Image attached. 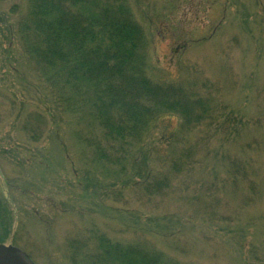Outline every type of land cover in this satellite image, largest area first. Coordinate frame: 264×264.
Here are the masks:
<instances>
[{
	"label": "rangeland",
	"instance_id": "1",
	"mask_svg": "<svg viewBox=\"0 0 264 264\" xmlns=\"http://www.w3.org/2000/svg\"><path fill=\"white\" fill-rule=\"evenodd\" d=\"M129 1L149 30L153 76L206 81L221 107L186 136L195 163L152 200L122 178L113 185L119 166L101 172L6 30L24 0H0V243L36 264H69L73 240L101 235L153 243L181 263L264 264V0ZM164 124L157 131L180 123Z\"/></svg>",
	"mask_w": 264,
	"mask_h": 264
},
{
	"label": "trees",
	"instance_id": "2",
	"mask_svg": "<svg viewBox=\"0 0 264 264\" xmlns=\"http://www.w3.org/2000/svg\"><path fill=\"white\" fill-rule=\"evenodd\" d=\"M18 10L14 29L6 23V30L15 31L26 62L48 84L54 109L71 115L101 172L118 165L112 184L122 178L148 200L171 193L180 167L198 156L186 136L221 114L207 82L153 76L149 30L129 0H24ZM172 118L180 123L176 129L157 131ZM98 182L93 186L107 188ZM65 257L69 264H187L153 243L106 235L95 244L73 240Z\"/></svg>",
	"mask_w": 264,
	"mask_h": 264
},
{
	"label": "water",
	"instance_id": "3",
	"mask_svg": "<svg viewBox=\"0 0 264 264\" xmlns=\"http://www.w3.org/2000/svg\"><path fill=\"white\" fill-rule=\"evenodd\" d=\"M0 264H33V262L20 247L0 243Z\"/></svg>",
	"mask_w": 264,
	"mask_h": 264
}]
</instances>
